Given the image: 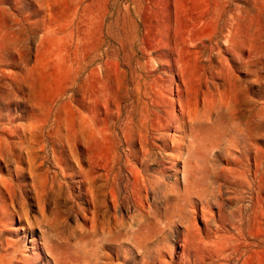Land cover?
<instances>
[{"label": "rangeland", "instance_id": "rangeland-1", "mask_svg": "<svg viewBox=\"0 0 264 264\" xmlns=\"http://www.w3.org/2000/svg\"><path fill=\"white\" fill-rule=\"evenodd\" d=\"M0 264H264V0H0Z\"/></svg>", "mask_w": 264, "mask_h": 264}, {"label": "bare ground", "instance_id": "bare-ground-1", "mask_svg": "<svg viewBox=\"0 0 264 264\" xmlns=\"http://www.w3.org/2000/svg\"><path fill=\"white\" fill-rule=\"evenodd\" d=\"M85 244V243H84Z\"/></svg>", "mask_w": 264, "mask_h": 264}]
</instances>
